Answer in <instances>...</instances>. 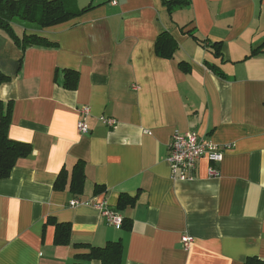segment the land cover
I'll list each match as a JSON object with an SVG mask.
<instances>
[{
    "label": "crops",
    "instance_id": "obj_1",
    "mask_svg": "<svg viewBox=\"0 0 264 264\" xmlns=\"http://www.w3.org/2000/svg\"><path fill=\"white\" fill-rule=\"evenodd\" d=\"M64 2L94 8L42 30L14 25L56 48L23 53L0 29L9 137L32 148L0 179V264H74L87 253L74 243L118 241L119 264L264 260V0H191L172 14L162 0ZM164 31L179 44L172 59L156 53ZM64 71L79 74L77 89L64 88ZM83 106L88 134L77 127ZM176 132L229 149L220 164L202 159L190 179L175 180L167 157ZM78 162L85 181L74 192ZM75 199L89 204L72 207ZM103 204L119 210L123 228L107 224ZM49 220L71 226L72 244H55Z\"/></svg>",
    "mask_w": 264,
    "mask_h": 264
},
{
    "label": "trees",
    "instance_id": "obj_2",
    "mask_svg": "<svg viewBox=\"0 0 264 264\" xmlns=\"http://www.w3.org/2000/svg\"><path fill=\"white\" fill-rule=\"evenodd\" d=\"M170 14L177 8L187 7L191 5V0H162ZM94 7L92 5L84 9H72L68 7L64 0H0V29L5 31L13 40L15 45L24 53L27 49L45 47L56 48L55 42L41 37L37 34H26L19 36L16 34L14 25L20 24L25 30L36 29L42 30L52 27L75 18H78ZM193 38L200 39L189 32ZM209 45V44H207ZM214 54L219 55V47L214 44L211 46ZM179 49V44L175 37L168 31L162 32L156 42V53L164 59H172L175 52ZM182 66L185 62L180 63ZM63 86L66 89L75 90L79 83V74L74 71H64ZM10 77L0 73V88L4 83H8ZM13 106L11 103H4L0 98V179L10 176L19 159L27 158L32 148L28 144L14 141L9 137V128L11 125ZM67 181V173L62 171L57 180V188L63 187ZM84 164L78 162L73 170L71 178V188L74 192H78V188L83 185ZM122 204L135 203V198L128 195H122ZM119 211V210H118ZM55 226V244L70 245L71 226L69 224H61L54 220H49ZM125 222V220H124ZM123 222V226H124ZM122 226V228H123ZM77 249H85L87 253L77 254L74 264H119L122 258V243L108 242L103 247H97L90 243H74ZM244 264H264V260L251 257Z\"/></svg>",
    "mask_w": 264,
    "mask_h": 264
},
{
    "label": "built area",
    "instance_id": "obj_3",
    "mask_svg": "<svg viewBox=\"0 0 264 264\" xmlns=\"http://www.w3.org/2000/svg\"><path fill=\"white\" fill-rule=\"evenodd\" d=\"M79 115L80 119L77 124L78 131L81 134H88L90 132L88 124L90 109L83 106L79 109ZM100 119L107 127L114 128L116 126V120L113 118L101 117ZM168 148L169 154L167 162L170 166L173 179L179 181L190 179L197 170L198 162L202 159H207L213 165L220 164L224 159L225 152L229 149L227 146H221L212 141L200 138L196 134H181L180 132H176L173 135ZM210 174L218 176L219 172L214 167H211ZM70 204L73 207L79 204L88 205L89 202L75 199ZM101 211L108 225L118 229L122 228L124 218L119 211L111 209L104 204L101 206ZM191 241L192 239L187 236L182 238V243L186 249L190 246Z\"/></svg>",
    "mask_w": 264,
    "mask_h": 264
},
{
    "label": "water",
    "instance_id": "obj_4",
    "mask_svg": "<svg viewBox=\"0 0 264 264\" xmlns=\"http://www.w3.org/2000/svg\"><path fill=\"white\" fill-rule=\"evenodd\" d=\"M168 1H172V0H168Z\"/></svg>",
    "mask_w": 264,
    "mask_h": 264
}]
</instances>
